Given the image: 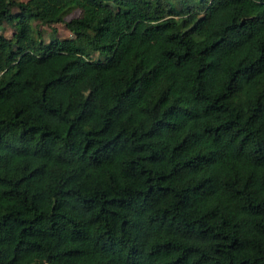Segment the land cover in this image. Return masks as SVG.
<instances>
[{"label":"trees","instance_id":"16d2710c","mask_svg":"<svg viewBox=\"0 0 264 264\" xmlns=\"http://www.w3.org/2000/svg\"><path fill=\"white\" fill-rule=\"evenodd\" d=\"M159 5L0 0V264H264V0Z\"/></svg>","mask_w":264,"mask_h":264},{"label":"rangeland","instance_id":"374dc122","mask_svg":"<svg viewBox=\"0 0 264 264\" xmlns=\"http://www.w3.org/2000/svg\"><path fill=\"white\" fill-rule=\"evenodd\" d=\"M15 1H27V0H15ZM156 5H159L160 9L164 14H168L170 3L173 5L176 11L179 12V15H182V11L188 9L189 7H193L196 9H201V4L204 0H153ZM14 12L17 13L18 9H14ZM79 10L75 9L71 13L65 16L64 22L54 23V24H43L38 20L32 19L30 21L33 27V34L38 41H41L43 45L49 44L52 40H70L74 38V35L67 29L65 22L69 21L79 15ZM178 17V16H177ZM14 24H9L7 22H3L0 26V33L10 38L14 33ZM91 58L93 60L104 59V55H100L98 52H93L91 54Z\"/></svg>","mask_w":264,"mask_h":264}]
</instances>
